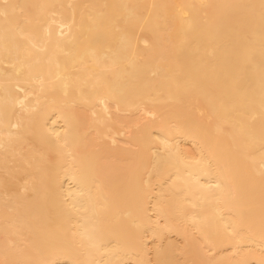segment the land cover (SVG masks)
<instances>
[{
  "label": "snow or ice",
  "instance_id": "1",
  "mask_svg": "<svg viewBox=\"0 0 264 264\" xmlns=\"http://www.w3.org/2000/svg\"><path fill=\"white\" fill-rule=\"evenodd\" d=\"M144 32L155 37L148 52L136 47ZM222 37L230 42L219 58L199 55ZM192 92L208 117L181 128L161 109ZM0 96V264H128L129 250L135 264H264V0H0ZM117 125L132 151L113 158L106 142L116 147ZM117 165L138 183L156 182L159 214L184 221L179 249H150L129 231L132 213L109 185ZM22 171L32 183L21 190ZM146 211L139 200L137 212ZM221 247L231 259H217Z\"/></svg>",
  "mask_w": 264,
  "mask_h": 264
},
{
  "label": "bare ground",
  "instance_id": "2",
  "mask_svg": "<svg viewBox=\"0 0 264 264\" xmlns=\"http://www.w3.org/2000/svg\"><path fill=\"white\" fill-rule=\"evenodd\" d=\"M21 2L72 3L81 5L102 3L235 4L258 3L259 0H21ZM141 35L142 38L138 41L136 47L138 50L148 52L149 49H145V44L151 45L155 37L149 32H144ZM229 42L230 41L227 37H222L218 40H208L202 45L199 55L208 59H213L214 56L215 58H219L222 54V50L228 46ZM133 55L134 53H129L130 57ZM128 86L133 87L134 82L129 81ZM0 100H2V96H0ZM52 103L53 100L50 98L49 104ZM161 110L170 112L173 116V123L181 128L189 127L195 129L198 126L203 125L208 117L207 105L204 97L197 95L195 92L183 95L181 97V102L178 104L162 106ZM201 111H205L204 116H201ZM51 115L54 118L56 117L55 112L51 113ZM132 116H134V113ZM121 119L122 122L127 125H132L134 123V120L130 119L128 116H122ZM124 132L125 129L120 128L119 125L114 128L112 136L117 141L115 148L111 147L110 141L106 142L108 145V154L113 158H119L122 153L132 151V149L125 148L123 146V142L128 139L127 136L123 135ZM133 135L134 137H143L145 135L143 126L139 130L134 128ZM0 139H2V137H0ZM181 140L182 146L186 149H193L196 147V143L193 139L181 137ZM132 143H136V140L133 139ZM21 149L24 152H27L28 146H21ZM0 160H2V157H0ZM60 179L64 183L65 189H67L68 185L71 183L70 174L65 172ZM3 180L4 170L2 164H0V203H2L4 196ZM15 181L17 182L16 187L22 190L25 185H31L32 175L28 172L22 171L15 177ZM239 181L243 187L247 182V176L241 174ZM109 185L121 209L124 212L132 213V220L128 222L129 231L144 234L145 242L149 245L150 249H155L158 246H163L167 249H179L182 246L185 237L179 229L183 227L184 221L175 216L159 214V188L154 180L149 181L148 177H145L143 183H138L130 173L125 172L117 165L113 166L111 169L109 175ZM141 199H143L144 207L147 209L146 213L143 214L137 212V202ZM209 214H211V212ZM224 215L227 216L229 214L225 212ZM0 234H2V225H0ZM259 243L260 241L257 239L255 243L247 246L258 248ZM216 252L217 259L225 260L232 258L229 252L223 247L218 248ZM123 258L128 262V264H135L136 255L133 251L129 250L126 252ZM53 259L67 261L69 257L63 254H56L53 256Z\"/></svg>",
  "mask_w": 264,
  "mask_h": 264
}]
</instances>
